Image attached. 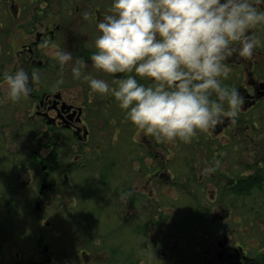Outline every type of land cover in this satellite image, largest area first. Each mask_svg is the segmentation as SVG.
Returning <instances> with one entry per match:
<instances>
[{"label": "flooded vegetation", "instance_id": "af4514ba", "mask_svg": "<svg viewBox=\"0 0 264 264\" xmlns=\"http://www.w3.org/2000/svg\"><path fill=\"white\" fill-rule=\"evenodd\" d=\"M1 4L7 12L5 15L8 17L10 28L12 26V29L5 31V37L9 34V38L4 40V45L8 47L9 42L12 51L8 50L4 55L0 42V74L10 73L22 67L29 74L37 72L40 77L38 81L31 84L32 91L28 97L20 99L17 104L12 103L15 111L22 110L23 113L28 111L23 116L27 121L25 126L29 127L28 134L31 144L30 157L25 164H16V170L14 174H11L12 184L22 181L19 178L22 168L25 169L24 178L28 175L29 177L36 175L40 178L35 205L31 206L30 211L33 213L36 228H48L51 222L46 216L51 204L46 203V197H49V194L56 189L55 183L51 181L54 175L58 173L63 179V185L71 187L72 191L68 193L76 196V193L81 195L83 192V199L92 198V194L85 192L84 188L79 185L80 183L78 184L73 179L82 175L79 171L83 167L81 159L86 149L91 146H102V139L96 138H101V132H107L110 126L115 124L117 118L112 114L114 106L118 104L111 95L92 92L83 78L73 79L70 70L65 69L62 72L59 64L51 58L48 51L53 45L70 51L74 61L83 59L86 62L87 67L82 70L83 75L90 74L110 84L113 79L127 76L128 73L108 74L99 71L92 66L90 59L96 51L94 47V40L98 35L96 23L108 12L111 0H0V8ZM253 31L261 39L260 46L264 45V25H258ZM261 52L256 48L253 57L247 60L233 57L227 61L228 66L239 67L244 73L245 70L255 67L257 62L254 59L255 54ZM49 73H52V76ZM54 78L55 81L49 82V79ZM240 78L243 80L238 81ZM61 79H63L62 84L58 83ZM227 79L231 82L223 81V83L228 87L238 89L245 103L235 117V124L226 120L223 125L210 130L214 133H223L232 126L241 127L240 116L256 106L258 101L264 97L260 96V93L264 91V88L260 87L262 83L264 84V78L256 77L253 71L248 70L246 76L237 74L231 77L230 75ZM140 82L146 86L151 83L146 79H141ZM2 83V75H0V84ZM112 86L115 87V85ZM245 127L250 128L251 126L245 125ZM249 138V142H256L254 136H249ZM66 147L71 149L75 157L63 167L60 161V149ZM54 157H57V161L53 160ZM121 166L120 175L122 177L119 174L116 177V172L112 171L115 164L112 161L104 162L100 166L103 171L97 176L98 180H107L114 176L120 178L123 185L131 173L127 171L126 162ZM163 168L169 170L165 166ZM128 169L130 171V168ZM157 170L156 168L154 173L157 174ZM228 179L230 183L225 188L227 192H223L224 197L231 196L230 187L238 183V178ZM23 180L25 186H30L26 178ZM111 184L110 180L109 185ZM114 190L113 196L121 197L120 209L114 205H105L102 208L100 207L102 205L96 204H77L76 199L75 203H72L71 196L64 197L53 216L56 215L62 234L72 237L70 247H62L61 251L56 253L50 251L45 245L40 251L27 254L29 259L27 263L20 262L21 254L18 252L15 253L13 260L15 262L8 261L9 264H145L148 260H146L144 251L140 250L143 237L146 235L144 228L146 230L154 228L157 227L156 224L158 232H150L153 237H149L160 253V258L172 260L171 264H264V246L259 247L251 226H243L239 218L233 220V226H227L230 223L228 220L231 216L230 210H222L221 207L222 214L213 216L211 223L205 219L196 220L198 226L194 228V232L199 235L195 243L184 251L180 249L177 251L176 245L171 242V239L175 238V233L172 228L174 224L171 222L172 226L167 222L169 214L161 213L163 209L158 205L157 209H154L157 214L149 217L152 221L145 223L144 209L140 207V205L144 207V203H141L144 196L143 189L133 191L128 187V183H125L120 190V195L117 189ZM126 193H131V195H125ZM110 194L108 188V195ZM233 197L235 200L238 199L236 196ZM131 206L138 208L137 219L134 223L130 222L132 213L128 212ZM18 207L19 205L15 203L8 205L10 219ZM102 216H107V223H111L105 229L106 238L98 235L95 229H90L91 224H89L90 220L95 222L98 217ZM118 216L120 218H117ZM86 221H88L87 225H83ZM9 223L10 228L7 226V229L8 233H11L12 221ZM149 231L147 230V236L150 234ZM42 233H44L43 229H41ZM133 238L137 239V245L140 246L136 247V252L128 248L129 241ZM108 240V247L105 250L103 243ZM115 241L122 243L115 247L113 246ZM45 247L48 251H44ZM174 252L178 253V258L172 256ZM1 253L0 251V257Z\"/></svg>", "mask_w": 264, "mask_h": 264}, {"label": "rangeland", "instance_id": "374dc122", "mask_svg": "<svg viewBox=\"0 0 264 264\" xmlns=\"http://www.w3.org/2000/svg\"><path fill=\"white\" fill-rule=\"evenodd\" d=\"M5 13L7 12L4 11V5L1 4L0 23L2 26H0V30L2 28L5 30L0 31V42L4 55L8 50L12 51L9 42L8 47L4 45V40L9 38V34L5 37V31L12 29ZM258 49L262 52L255 54L254 59L257 62L253 69H247L243 73L241 68L230 66L229 76L237 74L246 76L249 70L253 71L256 77L264 78V45L262 44ZM51 74L49 73L50 76H52ZM242 80L240 78L238 81ZM52 81H55V78L49 79V82ZM224 81L231 82L229 79ZM50 85L53 87L52 83ZM17 102L0 104V220H2L0 222V251L2 252L0 264L15 262L13 261L15 253L18 252L21 254L20 262L27 263L29 259L26 255L40 251L45 245L49 247L50 251L56 253L61 251L62 247H70L72 237L62 234V229L58 227L57 217L53 216L63 198L71 196L72 203H75L76 199L77 204H96L102 205L100 206L102 208L105 205H114L120 209L121 197H115L113 193H115L114 189H117L120 195V190L125 183H128V187L133 191L143 189L144 196L141 203H144V207L142 205L140 207L144 209L145 223H149L151 220L149 217L157 214L154 209H157L158 205L163 209L161 213L169 214L167 222L174 224L173 226L171 223L175 233V238L171 236V242L176 245L177 251L179 249L184 251L195 243L199 235L194 232V228L198 226L196 220L203 221L205 219L211 223V218L222 214L223 209L230 210L228 227L233 226V220L239 218L243 226H251L259 247L264 246V186L260 190L252 189L249 195L236 200L233 196H223V192H227L225 191L226 186L230 183L228 178L253 174L251 164H256L258 160L264 158V97L258 101L256 106L240 116L241 127H228L223 133L197 132L190 143L177 141L174 145L157 142L155 138L139 132L126 119L124 111L119 108L118 104L115 105L112 114L117 118L115 124H112L107 132L102 131L101 138H96L102 139L101 147L91 146L86 149L87 151L81 159L83 167L79 171L82 175L73 179L80 183L78 184L84 188L85 192L92 194V198L88 199L89 201L83 199V192L81 195L76 193L77 197L73 193H68V191H72L71 187L63 185V179L58 173H55L56 175L51 181L55 183L56 189L49 194V197H46V203L51 204L46 216L51 222L48 228H36L33 213L30 211L31 206L35 205L40 178L36 175L26 176L27 184L30 186H25L23 180L25 179V169L22 168L19 177L22 181L12 184L11 174H14L16 164H25L31 152L29 127L25 126L27 121L23 116L28 111L26 113H23L22 110L15 111L12 103L17 104ZM245 125L251 127L246 128ZM249 136H254L256 142H249ZM73 157L75 156L69 147L60 149V161L63 167ZM107 161L108 163L112 161L115 164L112 171L116 172V177L121 173V164L126 162L127 171L131 175L129 174V179L123 185L120 178L114 176L113 179L98 180L97 176L103 171L100 166ZM257 164L259 167L262 165L260 162ZM164 166L169 170H165ZM205 167H213L215 171L202 175L201 170ZM156 168L158 169L157 174L154 173ZM110 180L111 186L109 185ZM13 203L19 207L10 219L7 207ZM221 207L222 210H220ZM137 210V207H130V211H128L132 213L130 222L136 221ZM9 220L12 221L13 226L11 233H8L7 229L10 224ZM106 220L107 216L98 217L95 222L90 220V229H95L98 235H103L106 238L105 229L111 224ZM87 223L88 221L83 225H87ZM156 226L147 228L148 231L150 230L149 233H157L158 225L156 224ZM210 228L214 230L213 227ZM41 229L44 232L42 234ZM147 230L144 228L146 235L143 237V245L140 249L144 251L146 260H148L145 264H171L172 260L160 258V253L149 237H153L152 233L147 236ZM108 242L109 240L103 243L105 250L108 247ZM119 242L115 241L113 246L117 247L122 243ZM136 247L140 246L137 245V239L133 238L129 241L128 248L132 252H136ZM172 256L179 257L176 252ZM5 257L7 260H3Z\"/></svg>", "mask_w": 264, "mask_h": 264}, {"label": "clouds", "instance_id": "9594fccd", "mask_svg": "<svg viewBox=\"0 0 264 264\" xmlns=\"http://www.w3.org/2000/svg\"><path fill=\"white\" fill-rule=\"evenodd\" d=\"M261 5L264 0H111L96 23V51L90 57L99 71L128 73L111 84L83 75L86 62L74 61L70 51L53 45L49 55L62 72L87 81L92 92L111 95L145 136L190 143L197 132L215 130L226 120L235 124L245 99L223 83L230 72L227 61L251 59L261 45L253 31L264 25ZM0 75V104L28 97L40 79L22 67ZM214 171L205 167L201 174Z\"/></svg>", "mask_w": 264, "mask_h": 264}, {"label": "trees", "instance_id": "16d2710c", "mask_svg": "<svg viewBox=\"0 0 264 264\" xmlns=\"http://www.w3.org/2000/svg\"><path fill=\"white\" fill-rule=\"evenodd\" d=\"M53 160L57 161V157H54ZM261 163V167L257 163ZM257 163L251 164V175H243L236 177L238 178V183L230 187V193L237 198H240L245 195H249L252 189L258 188V190L263 188L264 183V158L258 160ZM231 195V196H232Z\"/></svg>", "mask_w": 264, "mask_h": 264}, {"label": "water", "instance_id": "95a60500", "mask_svg": "<svg viewBox=\"0 0 264 264\" xmlns=\"http://www.w3.org/2000/svg\"><path fill=\"white\" fill-rule=\"evenodd\" d=\"M260 87H261V88H264V84L262 83V84L260 85ZM260 96H264V91L260 93ZM44 251H48V248L45 247V248H44Z\"/></svg>", "mask_w": 264, "mask_h": 264}]
</instances>
